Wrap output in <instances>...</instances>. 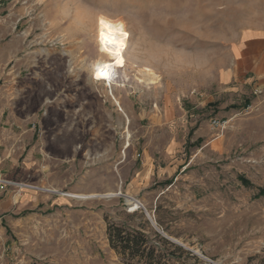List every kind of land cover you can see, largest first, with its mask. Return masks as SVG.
<instances>
[{"label": "rangeland", "instance_id": "374dc122", "mask_svg": "<svg viewBox=\"0 0 264 264\" xmlns=\"http://www.w3.org/2000/svg\"><path fill=\"white\" fill-rule=\"evenodd\" d=\"M236 1L0 0V264H125L108 223L137 210L206 262L264 264V87L228 79ZM99 15L130 33V121L93 75Z\"/></svg>", "mask_w": 264, "mask_h": 264}, {"label": "trees", "instance_id": "16d2710c", "mask_svg": "<svg viewBox=\"0 0 264 264\" xmlns=\"http://www.w3.org/2000/svg\"><path fill=\"white\" fill-rule=\"evenodd\" d=\"M245 183L249 184L247 180ZM261 193L264 194V188ZM135 216L141 218L137 225L108 223L109 245L125 264H213L202 260L169 239L164 232L152 227L143 210L130 214L129 220Z\"/></svg>", "mask_w": 264, "mask_h": 264}, {"label": "crops", "instance_id": "0c3cea01", "mask_svg": "<svg viewBox=\"0 0 264 264\" xmlns=\"http://www.w3.org/2000/svg\"><path fill=\"white\" fill-rule=\"evenodd\" d=\"M235 3L244 14L245 23L231 44L233 61L228 79L235 77L240 79L239 85H243L251 78L256 85L264 87V0H237Z\"/></svg>", "mask_w": 264, "mask_h": 264}, {"label": "bare ground", "instance_id": "6f19581e", "mask_svg": "<svg viewBox=\"0 0 264 264\" xmlns=\"http://www.w3.org/2000/svg\"><path fill=\"white\" fill-rule=\"evenodd\" d=\"M102 20L105 22L104 24L101 23ZM105 25H111L113 30L110 31L109 28L106 27ZM121 25H122L123 33H126L127 35H122L121 31L116 30L118 28V26H121ZM102 33L104 34L105 37H112V38H115L118 41H121V40L123 41L122 46L118 45V47H119V57L115 56L113 54V52L111 51V49L113 48L111 40H109L106 43L105 40L102 39V37H101ZM97 38H98V41H99V45H100L99 47H100V51H101L102 57L100 59L96 60L92 64L93 75L96 78H98V80L102 81L103 83H106V85H108L111 88L110 95H111L112 99L114 100L116 105L119 106V110H122L124 112V114H125V110H124L121 102L119 101V99L114 95V93H113L114 91L112 90V88H113V85L116 84V80L113 77V74H114L115 70L119 69L120 67H123L125 65V61L123 60V58L125 56V53L127 51L128 46H129L130 33L127 30L125 22H123L122 20L112 19V18H110V17H108L106 15H99L97 17ZM118 58L121 59L123 62L122 63H117V59ZM105 65L109 66V69H110L109 76L108 77H104V76L97 77L95 75V72H96L97 68L98 67H103ZM133 66H134V63L130 64L129 66L126 65L125 67H126V70L130 69V71H131ZM140 72H141V74L139 75L138 73H140ZM137 75H139L137 77L138 81L142 82V83H146V84H156L158 82V80H159V75L156 72H154L151 67H149L147 65H144L143 68L139 69L137 71ZM126 117H127L128 121H130L128 115H126ZM58 190L51 189L50 191H54L55 192V191H58ZM58 192H60V191H58ZM115 193H113L111 191V193H108V194L105 193L106 195H100V194H89V195H86L84 193L83 194H80V193L79 194L78 193L74 194V193L70 192L67 195L71 196V197H74V198H83V199H85V198H94V197H98V196H106V197H108V196L114 195ZM128 200L131 201L130 204H131V210L132 211H135L137 208H139L140 202L137 199H134V198L130 197Z\"/></svg>", "mask_w": 264, "mask_h": 264}, {"label": "clouds", "instance_id": "9594fccd", "mask_svg": "<svg viewBox=\"0 0 264 264\" xmlns=\"http://www.w3.org/2000/svg\"><path fill=\"white\" fill-rule=\"evenodd\" d=\"M101 37H102V39L105 40L106 43L109 40H111V43L113 45V48L111 49V51L113 52V54L115 56H117L118 44L115 41H118V40H116L115 38H112V37H105L103 33L101 34ZM109 71H110L109 66L105 65L103 67H98L96 72H95V75L97 77H101V76H103L102 74L105 73V72H107L109 74Z\"/></svg>", "mask_w": 264, "mask_h": 264}, {"label": "snow or ice", "instance_id": "6c2138e0", "mask_svg": "<svg viewBox=\"0 0 264 264\" xmlns=\"http://www.w3.org/2000/svg\"><path fill=\"white\" fill-rule=\"evenodd\" d=\"M101 23L104 24L105 22L102 20ZM105 26L108 27L110 31L113 30L111 25H105ZM116 30L121 31V34H122V35H127L126 33H123V31H122V25H121V26H118V28H117ZM115 42H116L118 45H121V46H122V44H123V41H122V40H121V41H115ZM117 57H119V47H118V49H117ZM122 62H123V61H122L121 59H119V58L117 59V63H122ZM102 75H103L104 77H108V76H109V74H108L107 72L103 73Z\"/></svg>", "mask_w": 264, "mask_h": 264}, {"label": "water", "instance_id": "95a60500", "mask_svg": "<svg viewBox=\"0 0 264 264\" xmlns=\"http://www.w3.org/2000/svg\"><path fill=\"white\" fill-rule=\"evenodd\" d=\"M146 214H147L148 217H150V215H149V213H148L147 211H146ZM170 239H171V238H170Z\"/></svg>", "mask_w": 264, "mask_h": 264}, {"label": "built area", "instance_id": "2783aa9c", "mask_svg": "<svg viewBox=\"0 0 264 264\" xmlns=\"http://www.w3.org/2000/svg\"><path fill=\"white\" fill-rule=\"evenodd\" d=\"M214 123L216 124L217 122H216V121H214Z\"/></svg>", "mask_w": 264, "mask_h": 264}]
</instances>
